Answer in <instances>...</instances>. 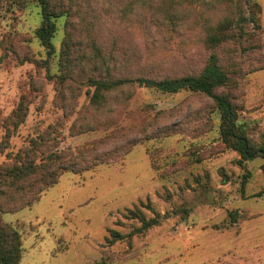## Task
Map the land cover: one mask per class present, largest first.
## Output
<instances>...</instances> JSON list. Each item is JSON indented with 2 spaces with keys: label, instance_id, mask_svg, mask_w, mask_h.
<instances>
[{
  "label": "rangeland",
  "instance_id": "1",
  "mask_svg": "<svg viewBox=\"0 0 264 264\" xmlns=\"http://www.w3.org/2000/svg\"><path fill=\"white\" fill-rule=\"evenodd\" d=\"M91 1L108 40L114 36L119 48L153 63L159 77L204 67L211 53L204 44L206 24L226 16L243 23L248 33L215 53L225 68L235 70L229 90L238 120L253 143H264V0H248L255 6L248 10L245 0H211L190 11L181 7L190 24L168 43L155 45L148 34H160L153 30L118 27L113 18L119 3ZM250 14L257 26L244 20ZM39 22L35 0H0V139L4 120L21 97L28 106L0 163L46 131L56 132L55 141L48 139L59 151H74L111 133L115 138L98 151L112 150L124 138L143 139L114 162L61 174L31 207L0 214V222L21 235L19 264H264V160L244 168L236 164V153L218 140L211 101L188 91L137 88L126 106L116 108L107 129L94 117L93 131L72 134L77 112L87 106L86 90L74 101L69 95L60 99L54 78L40 64L45 53L33 34ZM237 25L231 32H239ZM63 27L59 21L56 48ZM130 211L145 219L157 215L159 224L133 233L140 223ZM111 231L128 236L108 244Z\"/></svg>",
  "mask_w": 264,
  "mask_h": 264
},
{
  "label": "trees",
  "instance_id": "2",
  "mask_svg": "<svg viewBox=\"0 0 264 264\" xmlns=\"http://www.w3.org/2000/svg\"><path fill=\"white\" fill-rule=\"evenodd\" d=\"M66 1V5L63 4ZM119 3L113 21L118 27L130 30H153L151 44L168 43L175 38L179 29L189 25L187 14L179 9L190 11L193 5L208 4L211 0H107ZM91 0H35L39 9L40 22L34 31V38L43 48L45 59L40 63L45 67L58 89L60 99L65 102L69 95L76 100L82 88L86 90L87 106L77 112L70 126V133L91 132L92 118L102 120L104 129L110 124V118L116 108L126 106L134 95L135 89H152L164 94H177L182 91L200 94L211 101L212 116L218 122V140L236 153V164L244 168L245 164L257 158L264 160V143L255 144L248 137L244 124L238 120V106L229 90L232 73L220 63L221 57L215 49L223 44L238 41L248 32L243 23L237 25L233 17L226 16L206 24L204 44L211 51L204 67L196 73L175 76H156L154 64L146 63L142 57L132 54L125 47L119 48L113 36L111 40L102 32V19L95 13ZM218 0H215V4ZM248 10L253 7L245 0ZM214 4V5H215ZM98 9H103L100 7ZM249 12V11H248ZM63 20V34L56 48L54 38L58 22ZM243 20V19H242ZM247 24L257 26L252 15ZM129 24V25H127ZM238 29V33L231 32ZM163 38V39H162ZM34 62H37L34 60ZM143 63V64H142ZM132 67V71L130 70ZM225 90V91H223ZM223 91V92H222ZM77 94V95H76ZM27 101L21 97L16 108L4 120L5 133L0 139V156L8 149L11 131L24 123L27 116ZM120 111V110H119ZM157 112L156 115H163ZM113 133L100 141L90 142L74 151H59L50 145V137L56 132L46 131L29 140L28 147L0 163V214L20 211L38 202L41 196L54 186L61 174H79L104 164L107 160L121 159L139 139L124 138L112 150L98 151L115 137ZM147 135L155 138L152 134ZM154 135V134H153ZM143 136V135H141ZM124 152L119 155L118 152ZM241 184H246L247 176ZM130 218L137 220L140 227L133 233L143 234L159 224V217L145 219L142 213L130 211ZM108 244L124 240L110 232ZM21 235L10 225L0 222V264H19L22 255Z\"/></svg>",
  "mask_w": 264,
  "mask_h": 264
}]
</instances>
